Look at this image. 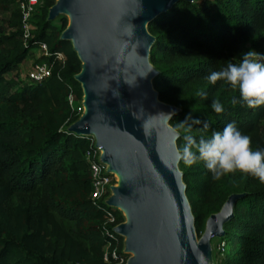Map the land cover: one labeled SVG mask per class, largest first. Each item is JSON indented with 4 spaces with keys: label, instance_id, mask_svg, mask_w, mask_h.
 <instances>
[{
    "label": "trees",
    "instance_id": "16d2710c",
    "mask_svg": "<svg viewBox=\"0 0 264 264\" xmlns=\"http://www.w3.org/2000/svg\"><path fill=\"white\" fill-rule=\"evenodd\" d=\"M53 1L38 0L24 39L19 9L0 0V12L8 11L0 30V264H118L110 252L125 260L122 237L104 233L102 222L105 207L117 222L123 216L91 202L82 154L89 138L66 128L80 114L82 92L73 78L80 60L70 41L59 37L66 17L60 15L58 24L46 18ZM146 28L154 37L148 50L157 70L152 86L158 99L178 108L168 119L178 132L177 150L185 136L209 139L228 123L251 138L254 151L264 149V106H232L238 90L206 79L250 50L264 57V0H177ZM41 43L48 54L35 61L45 62L49 74L14 87L5 73L16 71ZM202 90L207 99L197 96ZM213 99L224 105L223 113L211 109ZM193 119L201 123L189 128ZM177 166L196 232L229 193L241 194L223 223V249L212 254L213 264H264V184L240 172L214 180L201 161L188 167L178 160Z\"/></svg>",
    "mask_w": 264,
    "mask_h": 264
},
{
    "label": "water",
    "instance_id": "95a60500",
    "mask_svg": "<svg viewBox=\"0 0 264 264\" xmlns=\"http://www.w3.org/2000/svg\"><path fill=\"white\" fill-rule=\"evenodd\" d=\"M177 0H54L46 18L67 17L59 33L80 60L73 78L82 111L66 128L91 134L99 158L116 176L105 199L123 220L122 264H211L210 238L222 236L240 193L209 213L199 236L177 166L178 136L169 123L178 108L157 97L148 60L147 22Z\"/></svg>",
    "mask_w": 264,
    "mask_h": 264
},
{
    "label": "clouds",
    "instance_id": "9594fccd",
    "mask_svg": "<svg viewBox=\"0 0 264 264\" xmlns=\"http://www.w3.org/2000/svg\"><path fill=\"white\" fill-rule=\"evenodd\" d=\"M264 57L255 51L243 54L240 62L228 63L219 71H212L206 77L207 82L215 85L217 81L226 82L232 89L238 90L239 100L233 97L231 105L243 102L248 108L255 109L264 106ZM206 91L197 92L201 99H207ZM211 109L221 114L224 105L213 99ZM199 119H193L189 128L199 125ZM208 127L207 123L203 125ZM186 143L178 149L176 158L185 166H192L197 161L203 162L205 168L211 173L212 179L219 180L223 176L240 172L250 175L261 184H264V149L253 150L251 138L242 134L234 123H228L221 131L212 133L211 138H200L199 141L192 136L184 137Z\"/></svg>",
    "mask_w": 264,
    "mask_h": 264
},
{
    "label": "built area",
    "instance_id": "2783aa9c",
    "mask_svg": "<svg viewBox=\"0 0 264 264\" xmlns=\"http://www.w3.org/2000/svg\"><path fill=\"white\" fill-rule=\"evenodd\" d=\"M37 2L38 0L17 1V8L19 9L20 12V17H19L20 26L23 31L24 39H26L29 36V29L32 27L30 22V16L32 12L35 10ZM36 50L39 52V55L48 54L47 47L44 43L39 44ZM58 57L61 58L62 55L58 54ZM26 74L30 82H37L49 74V68L47 67L45 62L32 61ZM66 98L69 103H72L73 97L71 93H68ZM77 109H80V112L82 111L81 100H80V105L77 106ZM85 136H88L89 142L87 146L84 148L82 154L87 162L89 176H90L91 188L89 191V198L91 202L97 206H100V204L102 203L107 207H112V206H108L105 203V199L110 193V186L115 184L116 176L114 175V173L108 171L106 169L107 165L100 160L99 154L101 152V148L99 145L95 144L93 136L91 134H85ZM104 211H105L104 213L105 219L102 222L103 231L104 233L111 235V232H113L112 230L113 226L116 225L118 222L115 219L113 213L107 210L106 207ZM219 248L221 250L223 249V241H220ZM110 257L114 259L118 264L119 263L122 264L124 262L123 258L121 257L117 258L114 250H111ZM103 259L106 262H110V259H108L106 253H104Z\"/></svg>",
    "mask_w": 264,
    "mask_h": 264
},
{
    "label": "rangeland",
    "instance_id": "374dc122",
    "mask_svg": "<svg viewBox=\"0 0 264 264\" xmlns=\"http://www.w3.org/2000/svg\"><path fill=\"white\" fill-rule=\"evenodd\" d=\"M4 2H6V4L8 5V9H14L17 8V2L16 0H4ZM8 11L6 12H0V30H5L4 25L5 24V19L7 16ZM60 15H64L62 13H58L57 15H55V17H53L52 19H49L51 21H53L55 24H58V17ZM66 17V15H64ZM66 23H67V17H66ZM39 56V52L37 50H33L31 55H29L28 57H26L25 59H23V61L18 65V68L16 69V71H9L6 72L5 75L6 77H12L16 82L14 84V87L19 86L21 83H25V82H30V80L28 79V76L26 74L27 70L29 69V66L31 64L32 61H35L36 57ZM196 232V231H195ZM200 232H196V236H199ZM221 236H212L210 238V256H211V264H213L212 261V254H216L217 252L219 254H221L220 252L222 251L219 248V243H220V238ZM126 253V257L129 253ZM217 253V254H218Z\"/></svg>",
    "mask_w": 264,
    "mask_h": 264
}]
</instances>
